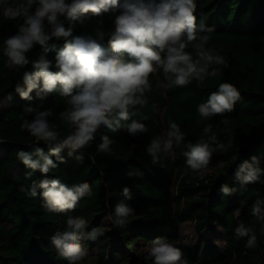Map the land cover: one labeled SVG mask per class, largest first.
I'll return each instance as SVG.
<instances>
[{
	"label": "trees",
	"instance_id": "trees-1",
	"mask_svg": "<svg viewBox=\"0 0 264 264\" xmlns=\"http://www.w3.org/2000/svg\"><path fill=\"white\" fill-rule=\"evenodd\" d=\"M196 4L197 23L214 28L205 33L209 36L207 47L226 56L229 66L221 67L218 76L203 83L193 81L168 89L159 86L166 83L159 70L149 78L152 90L146 93L147 103L137 106L136 115L131 117L147 126L146 133L133 137L123 129L111 132L102 126L89 147L71 154L67 148L62 150L63 162L52 157L58 166L47 174L27 168L18 159L19 151L30 152L37 146L49 152L45 142H37L22 130L24 119H32L23 109H51L49 122L63 138L71 131L59 115L68 107L67 98L53 93L42 100L35 92L30 100L20 98L16 84L24 71L32 70L31 64L18 70L7 68L3 49L4 41L23 21L0 14V142L5 143L0 150V264H69L51 243L54 234L66 229L69 216L83 217L86 232L99 228L103 233L95 240L85 237L80 241L87 255L77 264H154L148 254L157 238L181 249L185 264H264V220L251 211L257 199H264V183H242L234 175L237 166L253 156L264 168V0H196ZM116 15L118 12L85 17L75 22L74 35L99 39L97 33L102 28V43L107 47ZM63 43L62 39L49 43V59H54ZM43 51L36 46L29 59H38ZM224 82L238 89L240 99L232 111L202 118L197 106ZM169 121L180 126L185 138L154 164L146 147L152 138L166 133ZM208 124L218 143L231 139L233 145L227 152H213L206 174L200 178L188 168L183 153L188 143L202 138ZM102 135L113 141L109 154L97 150ZM44 179H59L68 186L87 182L91 192L74 210L49 212L42 206L38 187ZM222 185L231 193L224 194ZM125 186L130 190L127 196L122 191ZM33 188L35 196L30 195ZM119 202L134 209L122 226L114 223ZM240 223L255 234L254 246H247L249 237L236 234ZM187 225L192 232H185Z\"/></svg>",
	"mask_w": 264,
	"mask_h": 264
},
{
	"label": "clouds",
	"instance_id": "clouds-1",
	"mask_svg": "<svg viewBox=\"0 0 264 264\" xmlns=\"http://www.w3.org/2000/svg\"><path fill=\"white\" fill-rule=\"evenodd\" d=\"M196 11V0H0L3 17L23 21L17 32L4 41L6 67L18 70L31 64L32 69L24 71L15 90L24 100L32 99L33 92L42 100L53 93L66 97L68 107L59 115L71 129L61 138L60 131L49 122L51 109L25 106L23 113L32 119H24L22 130L26 129L37 142H45L49 152L46 154L37 146L30 152L19 151L18 159L27 168L47 174L58 166L52 157L63 162L62 150L67 148L71 154L89 147L102 126L111 132L123 129L133 137L146 133L147 126L131 117L136 115L137 106L147 103L146 93L152 90L149 78L161 69L166 83L159 86L165 89L187 86L193 81L199 84L218 76L221 67L229 66L227 58L207 47L209 36L205 33L214 28L198 24ZM110 12L118 15L107 36V47L102 43L105 39L102 28L97 33L99 39L74 35L75 22ZM100 23L103 24L102 19ZM61 39L63 47L55 52L54 59H49V43ZM36 46L44 51L38 59L30 60L28 54ZM53 67L55 71L51 70ZM239 99L238 89L224 82L209 94L206 102L197 106V111L202 118L210 119L232 111ZM184 138L180 126L169 121L166 133L152 138L146 152L154 164L159 163L161 154H171L173 145H179ZM100 139L98 152L109 154L113 141L107 135ZM232 145L231 139L226 144L218 143L212 125L208 124L203 128L202 138L188 143L183 155L188 168L203 178L212 153L227 152ZM77 159L82 160L83 156ZM219 166L223 167V162ZM234 175L242 183H264L261 180L264 168L259 167L254 156L250 161H242ZM38 187L42 206L57 213L74 210L79 200L91 192L87 182L68 186L59 179L41 180ZM122 191L127 196L130 190L125 186ZM221 191L227 195L232 190L222 185ZM36 194L33 188L30 195ZM251 211L257 219L264 220V199H257ZM133 212L129 205L119 202L114 210V223L122 226ZM235 214L239 216V211ZM86 228L83 217L69 216L66 229L51 237V243L69 264H77L87 255V249L80 243L82 239L95 240L103 234L99 228L90 232ZM235 232L240 237H249L248 247L255 245V234L243 223ZM148 256L154 259V264H185L182 250L161 238L151 242Z\"/></svg>",
	"mask_w": 264,
	"mask_h": 264
},
{
	"label": "rangeland",
	"instance_id": "rangeland-1",
	"mask_svg": "<svg viewBox=\"0 0 264 264\" xmlns=\"http://www.w3.org/2000/svg\"><path fill=\"white\" fill-rule=\"evenodd\" d=\"M4 146H5V143L0 142V150H3ZM184 230H185V232H188V233L192 232L191 229H190V226H188V225L184 227Z\"/></svg>",
	"mask_w": 264,
	"mask_h": 264
},
{
	"label": "water",
	"instance_id": "water-1",
	"mask_svg": "<svg viewBox=\"0 0 264 264\" xmlns=\"http://www.w3.org/2000/svg\"><path fill=\"white\" fill-rule=\"evenodd\" d=\"M3 142V141H2Z\"/></svg>",
	"mask_w": 264,
	"mask_h": 264
}]
</instances>
